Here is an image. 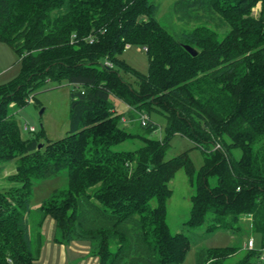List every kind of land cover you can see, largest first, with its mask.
<instances>
[{"label":"trees","instance_id":"1","mask_svg":"<svg viewBox=\"0 0 264 264\" xmlns=\"http://www.w3.org/2000/svg\"><path fill=\"white\" fill-rule=\"evenodd\" d=\"M158 11L154 0H0V44L21 64L0 85V169L16 164L0 190V264H35L47 218L58 242L89 243L99 264H183L191 239L167 220L180 170L194 189L187 228L237 234L249 219L264 235V0H178L172 15L185 25L170 29ZM127 46L145 49L148 74L122 58ZM48 82L71 87L70 131L41 144L22 137L15 114ZM111 97L130 111L118 114ZM152 112L167 119L162 141L150 137L158 130L150 118L145 133L122 127L127 115L133 124ZM177 135L203 152L200 170L189 152L166 159ZM61 176L67 186L33 219L35 185ZM261 257L209 248L196 264H264Z\"/></svg>","mask_w":264,"mask_h":264},{"label":"rangeland","instance_id":"2","mask_svg":"<svg viewBox=\"0 0 264 264\" xmlns=\"http://www.w3.org/2000/svg\"><path fill=\"white\" fill-rule=\"evenodd\" d=\"M159 5L158 20L163 26H174L175 22L184 27V22L173 17L172 12L175 2L178 0H154ZM261 6L254 9V16H259ZM170 29L169 27H167ZM122 58L142 74L149 73V58L143 47L127 46ZM17 54L11 50L6 44H0V85L7 84L15 79L21 71V64ZM123 78L135 86L134 78L125 72H121ZM111 102L114 105L115 111L118 114H127L130 108L111 97ZM70 113H71V87L68 82H64L58 87L52 82H48L46 86L39 91L35 100L21 109H18L15 114V119L21 129V134L24 139L39 137L41 144L47 142H57L65 138L70 131ZM150 121L158 125V130L150 137L154 140L162 141L165 137V129L167 119L164 115L157 112H152L149 116ZM35 128V133L25 131V126ZM141 119L139 118L133 124L130 123L128 115L122 122V127L134 133H142L144 130L141 127ZM145 133V132H144ZM141 145L125 143L119 148L121 150H134ZM185 152H189L190 157L196 170H200L205 163L203 152L196 148L195 144L181 135H177L172 139L167 148L166 159L170 160ZM6 170L9 172L16 171L15 162L8 163ZM68 184V177L61 176L52 180H45L35 185L34 193L31 201V207L34 210L32 218H36L35 211L42 205L43 201L49 198L56 189L64 188ZM170 188L173 191L172 197L167 202V220L169 227L174 234L184 233L191 239L192 248L188 252L183 264H196V254L201 249L209 248H226V247H242L253 241L255 251L262 253V261L264 262V235L252 228V223L249 219L241 222L240 233H232L226 230H217L214 232L206 231V227L199 229L187 228L185 223L190 217L192 207L191 197L194 194V189L190 186L188 176L184 170H180L175 178L170 183ZM155 205L156 203L153 202ZM55 226V225H54ZM54 236L56 235V227L54 228ZM32 234L36 233L31 222ZM45 242V237H44ZM44 245V244H43ZM89 260H87L88 262Z\"/></svg>","mask_w":264,"mask_h":264},{"label":"crops","instance_id":"3","mask_svg":"<svg viewBox=\"0 0 264 264\" xmlns=\"http://www.w3.org/2000/svg\"><path fill=\"white\" fill-rule=\"evenodd\" d=\"M15 173L16 171H7L6 166L0 169V190L7 189L11 186L7 178ZM54 225L55 222L52 218L46 219L41 229V233L45 237V242L40 258L35 264H99L98 258L92 255L89 243L72 242L70 244H62L58 242L54 236ZM247 245H244L245 249H248ZM87 260L89 261L87 262Z\"/></svg>","mask_w":264,"mask_h":264},{"label":"built area","instance_id":"4","mask_svg":"<svg viewBox=\"0 0 264 264\" xmlns=\"http://www.w3.org/2000/svg\"><path fill=\"white\" fill-rule=\"evenodd\" d=\"M108 67H112V64L107 62L106 64ZM149 122V117L147 115H141V123L143 126H146L147 123ZM25 131L29 132V133H35V128L34 127H30L28 125L25 126ZM248 249H253L254 248V243L253 241H249L248 245H247Z\"/></svg>","mask_w":264,"mask_h":264},{"label":"water","instance_id":"5","mask_svg":"<svg viewBox=\"0 0 264 264\" xmlns=\"http://www.w3.org/2000/svg\"><path fill=\"white\" fill-rule=\"evenodd\" d=\"M185 49L192 54L193 56H197V51L194 50L192 47L190 46H185ZM39 149H42V145L39 146Z\"/></svg>","mask_w":264,"mask_h":264}]
</instances>
